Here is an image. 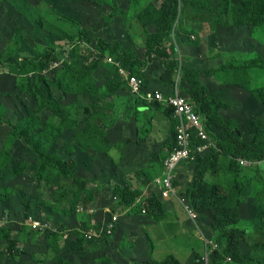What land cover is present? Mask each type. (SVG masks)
Listing matches in <instances>:
<instances>
[{
	"label": "rangeland",
	"instance_id": "374dc122",
	"mask_svg": "<svg viewBox=\"0 0 264 264\" xmlns=\"http://www.w3.org/2000/svg\"><path fill=\"white\" fill-rule=\"evenodd\" d=\"M161 1L118 0L122 11L111 16L109 5L98 6L88 1L0 0V60L3 61L0 68V114L3 113L0 123V153L7 149L13 156V162L4 167L3 177L0 179V226L11 230L12 237L17 242L16 248L21 251L20 256L10 261L9 245L5 241H0V264H56L53 259L55 253L48 242H42L41 236L31 234L25 229L19 230L23 226L22 221L26 213L47 216L56 228L61 225L67 228L61 231L58 244L62 254L73 262L104 264L107 260L112 261L111 257L114 255L117 261L112 264H126L119 255V249L126 246L125 238L122 237L126 229L121 223V216L133 215L131 212L136 210L141 212L142 202L135 204L134 207H128L121 204L111 193L115 185L130 183L133 188L140 189L139 197L143 196L142 201L145 200L152 190L153 179L159 177L162 171L163 156L167 152L163 144L167 133L170 132V120L156 111V102L134 97L129 90H121L113 97L102 95L103 100H108L114 105L106 110L104 121L107 136L103 144L105 146L110 144L112 148L107 153H100L95 149H89L87 152L73 150L72 144L76 135L74 129H65L53 146V150L61 157L75 161L73 168L75 175L91 179V183H87L86 191H92V198L89 199L84 193L76 200L78 185L74 180L62 177L53 180L49 170L43 175H38L36 154L27 147L22 137L14 138L11 133L12 125L19 123L29 113L36 115L40 125L51 119L58 124L59 119L53 118L46 109L39 108L36 97L22 89L20 83L26 82L23 78L25 74L30 72L28 76L36 77L38 70L30 65L24 67L23 73L18 71L17 77L9 65L18 66L22 60L38 58L45 48L63 50V56L71 61L72 40L78 38L79 34L82 35L83 43H77L76 48L81 67H85L93 58L97 59L100 55L93 48L92 42L98 37L109 38L111 35L126 48L135 47L143 59L146 53V31L139 24L137 16L147 3L153 2L158 5ZM241 1L195 0L188 5L181 3L176 37L175 30L172 40L168 42L180 65L195 69L217 68L222 63L225 52L239 51L245 54L264 55V28L255 29L251 25L239 27L234 23V9ZM178 36L179 42L176 41ZM120 66L122 67L121 64ZM107 68L108 66L104 65L94 73L100 86L104 84L103 74ZM48 72L45 71L44 74L51 79L52 74ZM162 73L163 69L158 65L149 66L145 71L147 79L140 78L143 81V90L148 88V91L155 92V89H160L157 91L165 93L175 92L176 89L179 91L176 82L164 84ZM257 77L258 74L254 73L253 78ZM206 79L209 86L213 84L217 88L222 87L217 85L219 83L215 78ZM259 82L264 83L263 75ZM230 87L236 89L235 86ZM237 90L239 94L230 93L233 90L226 91L230 93L231 98L227 102L230 107L225 115L239 121L244 138L249 140L252 137L250 130L254 131L256 119H262L260 127L264 129V106L255 101L247 91ZM52 91L54 99L69 109L71 119L78 124V130L81 129L86 119L85 109L92 102L90 96L87 93L63 94L56 88ZM179 92L182 96L186 95L182 91ZM174 118L177 120L175 116ZM243 167L239 174L243 188L240 205L252 197V179L256 172L255 166ZM193 170V166L179 168L177 177L180 185L179 183L175 185L178 197L181 188L191 180ZM147 173L152 178L151 182H146ZM233 176L228 165L222 163L221 172L217 175L221 186L229 188L233 183ZM157 192L159 198L164 200L158 189ZM27 206L29 211L26 209ZM105 208L108 211H105ZM90 209H95L93 215L97 214L92 221L93 217L88 213ZM111 213L121 215L120 226H116L114 237L101 234L99 229L102 221L98 219L103 216V219L108 220L112 216ZM138 215L128 218V227L136 229L134 235L142 236L148 224L144 220L145 214L141 212ZM206 215L211 217L210 214ZM167 217L165 222L161 221L153 228L158 232L156 238L166 236V239L158 240L162 244V249L167 248L170 237L173 243L180 245L181 242L183 248L188 249L189 242L186 239L190 234L178 233L190 219H187L183 205L177 202ZM205 218L207 219L204 215H198L191 232L190 242L197 252L202 251L205 239L215 238L210 228V219L200 230L197 229L204 224ZM84 223L97 237L93 241H85L83 237V248L74 251L69 248L64 235H69L75 229L83 230ZM247 225L249 224L241 223L240 227L243 229ZM191 226L193 228V225ZM160 227L163 232H160ZM251 234L253 233L247 232L239 242L241 255L252 264H264V246L258 245L263 241L259 236L254 240ZM80 237L82 238V234ZM207 252L209 251L205 253ZM166 255L162 250L156 254L155 259H163ZM224 264L234 263L227 260Z\"/></svg>",
	"mask_w": 264,
	"mask_h": 264
},
{
	"label": "trees",
	"instance_id": "16d2710c",
	"mask_svg": "<svg viewBox=\"0 0 264 264\" xmlns=\"http://www.w3.org/2000/svg\"><path fill=\"white\" fill-rule=\"evenodd\" d=\"M69 1H88L98 6L109 5L111 16L118 14L121 10L118 0ZM192 1L195 0H162L158 5L149 2L138 13L137 20L146 31V53L143 59L138 55L135 47L126 48L114 38V35H111L109 38L98 37L92 42L93 48L100 55L97 59L93 58L85 67H81L76 48L77 43H83L82 35L79 34L78 38L72 40L71 61L63 56V50L45 48L38 58L22 60L18 66L16 64L9 65L17 77L19 76L17 72L23 73L24 67L27 68V66L32 65L38 70L36 77L28 76L30 72L25 74L23 78L26 79V82L20 83L22 89L36 97L39 108L46 109L53 118L59 119L58 124L51 119L40 125L36 115L29 113L19 123L12 125L11 133L14 138L15 136L22 137L27 147L36 154L38 175H43L49 170L53 180L58 177L71 178L78 185L75 194L76 200L84 193L91 199L92 191H86L87 183H91V179L75 175L73 172L75 161L61 157L53 150V146L65 129H74L76 135L72 144L73 150L87 152L89 149H95L100 153H107L112 145L105 146L103 144L107 136L106 122L104 121L105 115H107L106 110L112 107L113 103L103 100L102 95L113 97L121 90H129V86L120 75L118 68L108 63L107 57H113L131 75L144 80L148 76L145 74L148 67L152 64L158 65L163 69L164 84L176 82L179 91L186 94L184 95L194 105L195 112L204 119L206 132L215 143L214 148L198 155L195 161H186L179 165L175 177L171 180L175 194L177 192L175 185L177 183L180 185L177 177L179 168L193 166L191 180H188L186 185L181 188L179 199L183 200L187 208L196 215L210 214L211 216L207 215L211 221L210 228L215 235L214 241L218 245L211 255V264H224L229 258L234 264H252L242 257L239 242L250 231L253 233L251 236L254 240L257 236L261 237L263 242H259L258 245L264 246V164L262 165L264 162V129L260 127L262 119H256L254 131L250 130L252 137L247 140L243 136L239 121L236 118H227L225 112L230 107V104L227 103L231 98L229 94H239L236 89L247 91L255 101L264 106V83L259 82L261 75L264 77V55L245 54L239 51L225 52L224 59L217 68L195 69L180 65L177 57L171 52L168 42L172 40L175 30L176 37L181 3L188 5ZM234 13L236 26L251 25L255 29L264 28V0H242L240 5L235 6ZM176 41H180L179 36ZM55 61H62V63L50 70L51 63ZM2 63L3 61L0 60V68ZM104 65L108 68L103 74L104 84L100 86L94 73ZM45 71L52 74L51 79L44 74ZM254 73L258 74L257 79L253 78ZM206 78H215L219 84L224 85L223 88H227L226 91H233L226 93V98L219 99L218 97L221 95L217 96L213 93V84L209 86L206 83ZM230 86H235L236 89H232ZM53 88L62 91L63 94L87 93L90 96L92 102L85 109L86 119L81 129L78 130V124L71 119L69 109L54 99ZM144 91L147 92V88ZM163 94L168 96L172 92H163ZM156 111L166 116L171 122L170 132L167 133L163 144L164 150H167L163 156L164 160L175 146V125L178 121L173 116L172 108L156 102ZM2 115L3 113L0 114V123ZM191 132L193 145L199 144L200 139L193 129ZM69 148L70 146L65 150L67 151ZM240 159L253 163L251 166L256 168L255 176L252 179V197L244 200L246 203L243 205H240L243 190L242 181L239 178L243 167L240 164ZM11 161L13 162V156L7 149H4L0 153V179L3 177L4 167ZM226 161L228 162L226 163ZM222 163L228 165L229 171L234 175L233 183L229 188L222 187L217 178L218 172H221ZM146 179V182H151L152 178L149 173L146 174ZM111 194L121 204L134 207L141 191L133 188L130 183H126L125 185H115ZM146 198L144 206L146 214L150 215L155 222L166 219L165 200L159 198L158 192L153 191ZM26 209L29 211L28 206ZM136 211H132L131 214H141L142 208L140 207L141 212ZM30 216L42 223L51 222L47 216L26 213L22 221L23 226L19 230L25 229L31 234L41 236L42 242H48L55 253L53 259L56 264H79L66 258L58 244L61 231L67 230L65 226L61 225L56 228L50 223L42 229L32 230L31 226L26 224ZM241 223L249 225L242 229ZM83 225V230L87 231V225L85 223ZM117 225L119 227L120 222ZM79 229L72 230L69 235H64L69 248L74 251L83 248V237L85 241H88L84 234L86 232ZM0 241L8 243V250L11 251L10 261H14L21 255V251L16 248L17 242L13 239L10 229L0 226ZM149 245L148 264H182L173 254L166 255L162 260L154 259L151 241ZM112 257V261L107 260L104 264L116 262L115 257Z\"/></svg>",
	"mask_w": 264,
	"mask_h": 264
},
{
	"label": "built area",
	"instance_id": "2783aa9c",
	"mask_svg": "<svg viewBox=\"0 0 264 264\" xmlns=\"http://www.w3.org/2000/svg\"><path fill=\"white\" fill-rule=\"evenodd\" d=\"M106 60L108 63L118 67L120 75L127 82L130 93L134 97L138 96L149 102H159L164 106L173 109L174 116L178 121L175 127V146L173 147L172 152L163 160V178L160 177L155 181L156 186L161 190L163 197L168 199L175 194V188L173 187L171 180L175 177V172L178 170L179 165L186 161H195L198 155L214 148L215 143L206 132L204 119L195 112L194 105L190 102V100L187 97L182 96L177 89L168 96H165L162 91L145 92L143 90L142 79L133 75H128L125 69L120 66L119 62L113 58L107 57ZM61 63L62 61L52 62L49 69L52 70L58 67ZM192 129L196 133V136L200 139V143L197 145H193L192 143ZM240 164L242 166H251L252 163L247 160L240 159ZM105 209L108 210L107 208ZM186 210L189 216L195 220L197 215L192 210L187 208V206ZM94 211V209H91V212ZM118 219L119 215L117 213H113L112 218L107 221V226L103 228L102 233L107 236H114ZM26 224L30 225L33 230L47 227L50 223H42L30 216L27 219ZM95 237L97 236H93L90 232L85 236L88 241L95 239ZM205 244L206 248L209 247V252H207L204 257L205 264H211V260L209 259L211 255L209 256L208 253L212 254L213 251L218 248V245L212 239H205ZM230 260L231 259L229 258L228 261Z\"/></svg>",
	"mask_w": 264,
	"mask_h": 264
},
{
	"label": "crops",
	"instance_id": "0c3cea01",
	"mask_svg": "<svg viewBox=\"0 0 264 264\" xmlns=\"http://www.w3.org/2000/svg\"><path fill=\"white\" fill-rule=\"evenodd\" d=\"M217 85L218 86H222V87L217 88L216 86L213 85V88H214L213 93H215L217 96L221 95V97H218L219 99L220 98H223V99L226 98V96H227L226 89L227 88H223L224 87L223 84H217ZM155 90L157 91V90H160V89H155ZM219 92H221V94H219ZM162 173H163V168H162V171H161L160 176L153 179L154 186H153V182H152V190H151V192L157 191V189L161 192V190L156 186V182L155 181H156V179L162 177ZM151 192H149V194L147 196H149L151 194ZM142 197L143 196L138 197V199L136 200V205L138 203L142 202V204H141L140 207L142 208V213L145 214L144 215V220L148 224V226L146 227V229H144L145 233H142L143 234L142 236H140L139 234H138V236L134 235L136 233V229L133 228V227H130V228L128 227V221H129L128 218L130 216H139L138 214L122 215V216L120 215L121 216V223H122V225L125 226V229H126V232H124L125 234L122 235V237L125 238L124 240L126 241V246L124 248L119 249L120 250L119 251V255H120L121 259L123 258L122 259L123 262L126 263V264H148V260H149L148 251H149V248H150V245L149 244H150V241H151L152 244H153L152 257L154 259L156 257V254H158L159 252H161L162 250H164V255H166V254L167 255L168 254H173L182 264H205L204 256L206 254L205 252L208 251L207 250L208 247L206 248V244L205 245L202 244V249H201L202 251L201 252H197L194 249V246L192 245V243L190 242L191 232L194 229V224L198 220V215L195 218V220L192 219L189 216V214H188V212L186 210V205L184 204L183 200L179 199V197H177L176 194L174 196H171L168 199H164L165 200L164 202L166 203L165 207H166L167 215L169 214V212L171 210L174 209V207L177 205V202L183 205L184 210L186 212L187 219H189V218L190 219L188 220L187 224H185L179 230L178 233L179 234H183V233H186L187 234V233H189L190 236L187 237V239H186L189 242V248L188 249H184L181 242H180V245H179V243L178 244L177 243L176 244L173 243V240H172L171 237L169 238V242H168L167 248L166 249H162V244L160 242H158V240L161 241L163 239H166V236L165 237L162 236V238H160V237H157L156 238V234H158V232L156 230H153V228L156 227V226H158V224L161 221L165 222L164 221L165 219L164 220H161L159 222H155L154 219L150 215L146 214V210H145V207L144 206L146 204V199L147 198H145V200L142 201ZM83 210H84V208H83ZM94 212H91V209L88 210V213L91 215V217H93L91 219V221L97 215V214L96 215H93ZM205 216H207V215H205ZM98 220L99 221H102V225L99 226L100 233L102 234L103 228L107 226V220H104L103 218H99ZM206 222L209 223V220L205 218L204 219V224L202 226L198 227L197 229L200 230V228H202L205 224H207ZM191 225H193V228H192ZM142 226H143V224L141 225V227ZM148 228H150V229H148ZM161 231L163 232L162 228L160 227V232ZM89 232L91 234H93V236H97V235H95L93 233L92 229L91 230L89 229L85 233V236ZM170 240H172V242ZM114 257L115 256L113 255L112 258H114ZM115 259L117 261V258L116 257H115ZM209 259L211 260V256L209 257ZM157 260H162V259H157Z\"/></svg>",
	"mask_w": 264,
	"mask_h": 264
},
{
	"label": "clouds",
	"instance_id": "9594fccd",
	"mask_svg": "<svg viewBox=\"0 0 264 264\" xmlns=\"http://www.w3.org/2000/svg\"><path fill=\"white\" fill-rule=\"evenodd\" d=\"M105 211H108V210L105 209ZM111 214L113 215V213H111ZM118 215H119V214H118ZM119 217H120V215H119ZM111 218H112V216H111ZM108 220H110V219H108ZM108 220H107V221H108ZM118 222H119V219H118ZM86 232H87V231H86ZM102 234H103V233H102ZM103 235H105V234H103ZM86 240H88V239H86ZM93 240H94V239H93ZM90 241H91V240H90Z\"/></svg>",
	"mask_w": 264,
	"mask_h": 264
},
{
	"label": "bare ground",
	"instance_id": "6f19581e",
	"mask_svg": "<svg viewBox=\"0 0 264 264\" xmlns=\"http://www.w3.org/2000/svg\"><path fill=\"white\" fill-rule=\"evenodd\" d=\"M238 91V90H237Z\"/></svg>",
	"mask_w": 264,
	"mask_h": 264
}]
</instances>
